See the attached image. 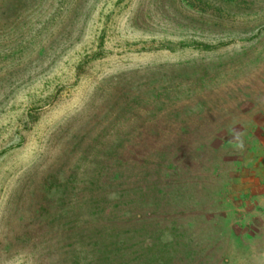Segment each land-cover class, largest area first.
<instances>
[{
  "label": "rangeland",
  "instance_id": "1",
  "mask_svg": "<svg viewBox=\"0 0 264 264\" xmlns=\"http://www.w3.org/2000/svg\"><path fill=\"white\" fill-rule=\"evenodd\" d=\"M0 264H264V0H0Z\"/></svg>",
  "mask_w": 264,
  "mask_h": 264
},
{
  "label": "crops",
  "instance_id": "2",
  "mask_svg": "<svg viewBox=\"0 0 264 264\" xmlns=\"http://www.w3.org/2000/svg\"><path fill=\"white\" fill-rule=\"evenodd\" d=\"M258 196H261V195H258Z\"/></svg>",
  "mask_w": 264,
  "mask_h": 264
}]
</instances>
